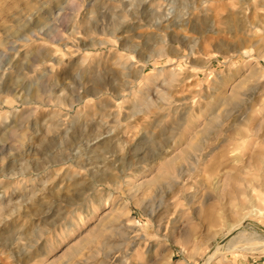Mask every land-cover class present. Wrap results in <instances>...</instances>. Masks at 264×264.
I'll return each mask as SVG.
<instances>
[{
	"label": "rangeland",
	"instance_id": "obj_1",
	"mask_svg": "<svg viewBox=\"0 0 264 264\" xmlns=\"http://www.w3.org/2000/svg\"><path fill=\"white\" fill-rule=\"evenodd\" d=\"M262 243L264 0H0V264Z\"/></svg>",
	"mask_w": 264,
	"mask_h": 264
},
{
	"label": "bare ground",
	"instance_id": "obj_2",
	"mask_svg": "<svg viewBox=\"0 0 264 264\" xmlns=\"http://www.w3.org/2000/svg\"><path fill=\"white\" fill-rule=\"evenodd\" d=\"M74 140V139H73ZM109 140V139H108ZM104 142H106V140L105 141H103V143ZM100 144H102V142L100 143ZM232 227H234V226H232ZM231 227V228H232ZM262 244H264V243H262ZM220 245V244H219ZM218 250V247L216 248V249H214L211 253H210V255L208 256V258H207V261H206V263L214 256V254H215V252ZM205 263V264H206Z\"/></svg>",
	"mask_w": 264,
	"mask_h": 264
}]
</instances>
